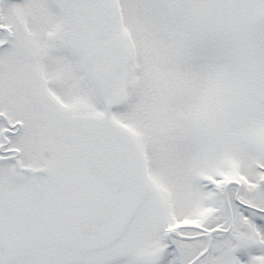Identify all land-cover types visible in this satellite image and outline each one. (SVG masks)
I'll return each instance as SVG.
<instances>
[{
  "label": "snow or ice",
  "instance_id": "snow-or-ice-1",
  "mask_svg": "<svg viewBox=\"0 0 264 264\" xmlns=\"http://www.w3.org/2000/svg\"><path fill=\"white\" fill-rule=\"evenodd\" d=\"M0 264H264V0H0Z\"/></svg>",
  "mask_w": 264,
  "mask_h": 264
}]
</instances>
